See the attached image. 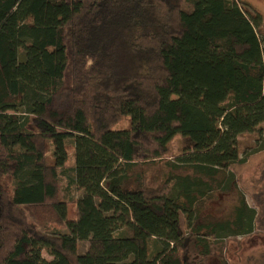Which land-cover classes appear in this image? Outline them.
Instances as JSON below:
<instances>
[{"label": "trees", "instance_id": "16d2710c", "mask_svg": "<svg viewBox=\"0 0 264 264\" xmlns=\"http://www.w3.org/2000/svg\"><path fill=\"white\" fill-rule=\"evenodd\" d=\"M240 3L0 0V264H227L260 223L232 171L264 125L263 18Z\"/></svg>", "mask_w": 264, "mask_h": 264}, {"label": "rangeland", "instance_id": "374dc122", "mask_svg": "<svg viewBox=\"0 0 264 264\" xmlns=\"http://www.w3.org/2000/svg\"><path fill=\"white\" fill-rule=\"evenodd\" d=\"M246 3L249 10L253 13L261 14L263 21L259 30V36L264 37V0H241ZM242 3H240L242 5ZM130 125L129 117L124 118L116 129H128ZM191 144L188 138L177 135L169 144L170 155L168 160L175 162L176 157L183 153L184 148ZM69 165L75 162V152L73 141L68 142ZM231 153L241 159L243 162L233 167L236 175L238 189L243 193L249 207L256 210L260 220L259 226L248 235L231 237L225 241V258L227 264H264V125L261 132L245 135L240 137L234 143ZM159 166L158 168H160ZM158 168L153 169L150 177L156 175ZM82 190L76 188L73 197L79 198ZM238 199L237 192L229 194H219L217 197L208 202L201 201L200 206L204 215L213 218H226L231 214ZM207 201V202H206ZM28 217L34 222L33 216L28 211ZM71 219H75L76 210L74 206H70ZM259 227V228H258ZM183 228L187 230L185 224ZM88 248V244L81 242L78 245L80 254H84ZM43 256L47 260H51L46 251ZM207 264H219L217 258H211Z\"/></svg>", "mask_w": 264, "mask_h": 264}]
</instances>
